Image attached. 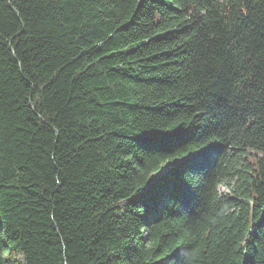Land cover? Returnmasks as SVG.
<instances>
[{"label": "trees", "instance_id": "trees-1", "mask_svg": "<svg viewBox=\"0 0 264 264\" xmlns=\"http://www.w3.org/2000/svg\"><path fill=\"white\" fill-rule=\"evenodd\" d=\"M5 252L264 264V0H0Z\"/></svg>", "mask_w": 264, "mask_h": 264}, {"label": "snow or ice", "instance_id": "snow-or-ice-1", "mask_svg": "<svg viewBox=\"0 0 264 264\" xmlns=\"http://www.w3.org/2000/svg\"><path fill=\"white\" fill-rule=\"evenodd\" d=\"M11 257L8 255L7 252L0 257V264H10Z\"/></svg>", "mask_w": 264, "mask_h": 264}, {"label": "rangeland", "instance_id": "rangeland-1", "mask_svg": "<svg viewBox=\"0 0 264 264\" xmlns=\"http://www.w3.org/2000/svg\"><path fill=\"white\" fill-rule=\"evenodd\" d=\"M223 189V188H222Z\"/></svg>", "mask_w": 264, "mask_h": 264}]
</instances>
